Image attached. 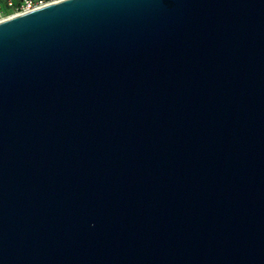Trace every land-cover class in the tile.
Here are the masks:
<instances>
[{
	"label": "water",
	"instance_id": "obj_1",
	"mask_svg": "<svg viewBox=\"0 0 264 264\" xmlns=\"http://www.w3.org/2000/svg\"><path fill=\"white\" fill-rule=\"evenodd\" d=\"M0 264H264V0L0 21Z\"/></svg>",
	"mask_w": 264,
	"mask_h": 264
},
{
	"label": "built area",
	"instance_id": "obj_2",
	"mask_svg": "<svg viewBox=\"0 0 264 264\" xmlns=\"http://www.w3.org/2000/svg\"><path fill=\"white\" fill-rule=\"evenodd\" d=\"M60 0H0V21ZM4 3V7L1 3Z\"/></svg>",
	"mask_w": 264,
	"mask_h": 264
},
{
	"label": "crops",
	"instance_id": "obj_3",
	"mask_svg": "<svg viewBox=\"0 0 264 264\" xmlns=\"http://www.w3.org/2000/svg\"><path fill=\"white\" fill-rule=\"evenodd\" d=\"M15 2H17L18 0H14ZM1 5L4 7V3L2 2Z\"/></svg>",
	"mask_w": 264,
	"mask_h": 264
}]
</instances>
